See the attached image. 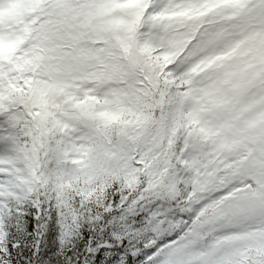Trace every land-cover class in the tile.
I'll return each instance as SVG.
<instances>
[{"label": "snow or ice", "instance_id": "obj_1", "mask_svg": "<svg viewBox=\"0 0 264 264\" xmlns=\"http://www.w3.org/2000/svg\"><path fill=\"white\" fill-rule=\"evenodd\" d=\"M0 264H264V0H0Z\"/></svg>", "mask_w": 264, "mask_h": 264}]
</instances>
